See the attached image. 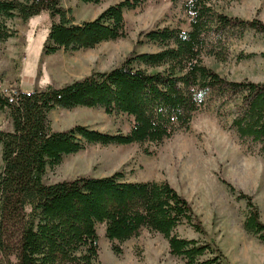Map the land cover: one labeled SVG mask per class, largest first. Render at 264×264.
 Segmentation results:
<instances>
[{
    "label": "trees",
    "instance_id": "obj_1",
    "mask_svg": "<svg viewBox=\"0 0 264 264\" xmlns=\"http://www.w3.org/2000/svg\"><path fill=\"white\" fill-rule=\"evenodd\" d=\"M78 1L97 5L102 0ZM148 1L123 0L91 21L75 23L61 0H0V42L13 37L6 21L27 22L47 13L51 23L43 56L91 50L122 38L124 12ZM170 1L181 2L189 27L140 33L137 45H153L157 51L131 52L119 66L62 87L20 90L13 104L0 92V111L7 112L12 128L0 130V264H101L97 224L104 225L116 256L122 254L119 244L145 229L160 235L169 255L183 264L225 263L213 243L178 234L183 226L200 235L206 232L188 201L166 181H127L118 171L106 177L43 182L47 169L89 146L159 145L187 129L211 100L219 103L221 116L233 104L230 128L239 142L264 152V83L228 81L203 63L204 57L226 60L229 41L248 30L264 34V24L222 14L213 0ZM75 108L126 115L132 125L126 134L82 125L54 131L50 112ZM219 181L236 195L230 184ZM237 200L246 204L244 230L264 245V223L252 197L240 193Z\"/></svg>",
    "mask_w": 264,
    "mask_h": 264
},
{
    "label": "rangeland",
    "instance_id": "obj_2",
    "mask_svg": "<svg viewBox=\"0 0 264 264\" xmlns=\"http://www.w3.org/2000/svg\"><path fill=\"white\" fill-rule=\"evenodd\" d=\"M120 1L123 0H102L94 5L61 0V5L70 10L75 23H81L95 19ZM212 5L227 16L258 19L264 24V0H213ZM50 23L47 13L27 22L18 18L6 21L13 37L0 42L1 93L58 88L92 72L109 71L131 52L157 51L153 45H137L140 33L162 27L188 30L189 18L181 2L151 0L124 12L122 38L91 50L43 56ZM227 53L224 61L204 57L203 63L228 81L264 83V34L246 31L242 38L229 41ZM218 104L208 101L187 129L159 145H93L64 157L59 166L46 170L43 182L50 185L79 177H106L118 171L124 173L127 181H166L188 201L206 232L200 235L183 226L177 231L181 237L213 243L224 255V264H264V245L244 230L246 204L237 200L240 193L252 197L264 223V152L239 142L230 128L234 105L221 116ZM49 120L54 131L82 125L104 133L126 134L132 125L126 115H106L101 108L56 109L50 112ZM0 130H12L6 111H0ZM219 178L230 184L236 195ZM96 232L101 264H183L180 258L169 255L167 242L156 233L141 230L138 237L119 244L122 254L116 256L105 237L104 225L97 224Z\"/></svg>",
    "mask_w": 264,
    "mask_h": 264
},
{
    "label": "built area",
    "instance_id": "obj_3",
    "mask_svg": "<svg viewBox=\"0 0 264 264\" xmlns=\"http://www.w3.org/2000/svg\"><path fill=\"white\" fill-rule=\"evenodd\" d=\"M2 94H4L6 97H8L9 103H14L16 100V97L18 96L17 92H3Z\"/></svg>",
    "mask_w": 264,
    "mask_h": 264
}]
</instances>
